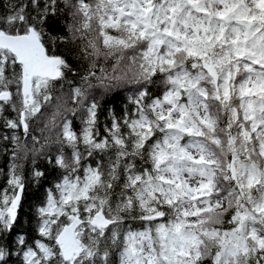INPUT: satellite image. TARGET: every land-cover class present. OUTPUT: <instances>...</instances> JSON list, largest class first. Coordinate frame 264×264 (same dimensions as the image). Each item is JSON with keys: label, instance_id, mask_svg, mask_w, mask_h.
I'll return each mask as SVG.
<instances>
[{"label": "snow or ice", "instance_id": "1", "mask_svg": "<svg viewBox=\"0 0 264 264\" xmlns=\"http://www.w3.org/2000/svg\"><path fill=\"white\" fill-rule=\"evenodd\" d=\"M0 264H264V0H0Z\"/></svg>", "mask_w": 264, "mask_h": 264}]
</instances>
